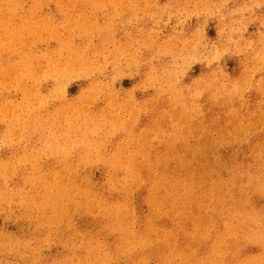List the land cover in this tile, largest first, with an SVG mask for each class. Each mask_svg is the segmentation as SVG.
<instances>
[{
    "label": "rangeland",
    "instance_id": "rangeland-1",
    "mask_svg": "<svg viewBox=\"0 0 264 264\" xmlns=\"http://www.w3.org/2000/svg\"><path fill=\"white\" fill-rule=\"evenodd\" d=\"M263 77L264 0H0V264H57L56 261L69 264L65 262L68 257L84 254V243L92 254H97L95 247L99 245L101 256L104 255L101 262L112 264L115 256L109 250L110 242L101 239L94 242L89 235L83 240L65 237L76 234L81 226L82 192H89L91 201L97 205L101 204L104 179L117 182L115 186L120 189L127 188L129 205L136 209L134 232H137L142 226L139 204L145 184L157 170L148 163L154 162L155 157H167L171 162L176 155L186 158L187 153V158L193 159L200 126L210 133L206 143L215 139L217 122L205 121L213 108L204 96L214 95L216 101L233 98L232 110L260 120L264 116ZM262 122L258 123L259 134L249 136L243 143L245 157L251 155L252 145L258 142L264 151ZM207 149L204 148L205 152ZM145 151L148 157H143ZM162 151L168 155L159 156ZM114 173L119 177L116 174L114 177ZM223 173L225 184L231 185L227 171ZM73 178H77V190L71 191L72 196L58 193ZM247 180L242 185L245 191ZM167 183L173 184L171 180ZM230 185L224 190L231 197L236 191ZM56 193L61 199L59 204L67 203L64 206L72 214L69 226L61 230L56 224L45 226L50 239L41 241L40 232H31V220L43 212L50 215L48 199ZM161 194L154 191L150 195L154 205L147 212L149 218L153 216L149 230L164 217L163 221L169 223L181 222V228L186 224L180 237L168 238L171 248L176 238L186 247L172 256L171 263L184 264L179 263L180 256L187 262L192 248L203 244L215 249L218 264L227 261L230 251L240 264L248 251L254 255L264 251V245L251 240V232L250 238L245 234L238 239L237 227L230 233L234 243L229 247L204 238L190 241V219L172 218L180 207L169 203L170 196L164 198ZM182 198H185L183 194ZM234 219L232 223L238 224V219ZM254 225L251 223L249 228L253 230ZM206 229L211 230L212 226ZM150 232V244L129 238L119 253L121 264L127 255L125 247H133V252L144 249L145 245L161 246L162 233ZM68 239L70 251L62 243ZM73 241L75 248L71 247ZM263 263L260 260L259 264Z\"/></svg>",
    "mask_w": 264,
    "mask_h": 264
},
{
    "label": "bare ground",
    "instance_id": "bare-ground-1",
    "mask_svg": "<svg viewBox=\"0 0 264 264\" xmlns=\"http://www.w3.org/2000/svg\"><path fill=\"white\" fill-rule=\"evenodd\" d=\"M209 59H211V58H209ZM39 74H41V73H39ZM242 75H244V74H242ZM247 76H246V78H247ZM248 77H250V76H248ZM259 77L257 79H259ZM260 79L262 81V78H260ZM248 81H249V79H248ZM257 81H259V80H257ZM254 83H256V82H254ZM261 84H262V82H261ZM224 85H225V83H224ZM248 85H249V83H248ZM249 86H251V85H249ZM259 86L261 87L260 84L257 87L260 88ZM251 88H252V86H251ZM242 89H243V87H242ZM258 91H259V89H258ZM227 93H229V92H227ZM203 94H204V92H203ZM194 95H196L195 92H194L193 96ZM205 97H206V103L209 102V104H210L209 106H211L213 108L211 111V114L208 116L207 120H205V121L209 120V121H213L214 123L217 122V127H216L217 129L214 130L215 132L217 131L215 139L211 143H206V140L209 138L208 136L210 133L207 134L206 133L207 131L204 129V127L200 126L197 129V132L199 133V135H198L199 140L197 139L198 142L196 144V147H194L192 150V155L194 157L193 159H188L189 153H187L188 158L187 157L181 158L180 157L181 154H180L179 156L178 155H176L175 157L173 156L174 157L173 160L171 162H168V160L166 159L167 157L166 158L165 157H155L154 158L155 161L153 160L154 162L148 163V164L154 165L155 167L152 166V167H154L153 169L156 168L157 170L155 171V174L152 177L150 176L148 178L149 182L145 181L147 183L146 184L144 183L145 184V190L143 192V196L141 197V201L139 204L141 209H142V211L140 213V221H141L140 224L142 226H139L137 232H134V228L136 225V219H137L136 209L134 207L131 208L129 205L130 201H128V200L130 198L128 199V196H129L128 189L127 188L120 189V188H118V186H115L116 185L115 183H117V182L114 183L112 179L111 180L104 179L103 181L101 180L102 181L101 188L103 189V192L101 191V196H102L101 204L96 205V202L93 203L94 201H91V198H90L91 194L89 192L87 194L82 192V195L84 197L83 203H82L83 204L82 212L84 209V213L82 214L83 216L81 218V221L79 220L81 226L78 227L76 234H74L72 236H69L67 234L68 236H65L66 238L70 239V238H75V237H80V238L82 237V240H83V239H87L86 237H87V235H89L88 237H91L89 239H92L94 242H98L99 239H101L103 241H108V242H110V248H109V246H108V248L112 252V254L115 256L112 264H121L119 262V259H120L119 253L122 251L125 243L127 244V242H129L131 240V239L129 240V238H132L134 240L139 239V240H142L140 242H142V243L146 242L147 243L150 241L149 240L150 234L148 236V232L151 231L153 233V230H156V231H160L163 235V238H164L163 242H161V246L146 247V245H145L146 248L143 247L144 249H140V250L134 249L133 252H132L133 247H130V246L125 247V248H127V251H126L127 255L125 254L126 256L124 258L122 257L123 259H125L124 264H173V263H171V260H170L172 258V256L175 254H179V251L183 250V248H186V247L184 246V243L181 241L180 238L178 241L176 240L177 239L176 238L175 239V246L173 248H171L170 247L171 243L169 242L168 238L169 237L171 238L174 236L180 237L179 234L181 233V231H183L182 229L186 226V224L184 222L185 225L183 228H181V226H180L181 222L179 223V225L173 224L174 222L169 223L167 221H163L165 219V217H164L162 222H160L155 227H153V229L149 230V227L152 228L151 226H153L150 224V221H151L150 219H152L153 216L151 218H149L150 215L147 214V212H148V209L151 208V205H154V203L153 204L151 203L152 202L151 198H153V197L150 198V195L153 194L154 191L155 192L159 191L162 193L161 195L164 196V198L166 195L170 196L171 201L169 203H171V204L174 203V205L178 204V207L181 208V211H179L180 208H179V210H175L176 214H173L174 216L171 215L172 218H175L177 216V217L183 218V220H184V218H187V220L190 219L191 229L190 230L188 229L190 232V241H194V240H196V238H198V239L200 238V240H201V238H204L205 240H209L211 243L218 242V243L223 244V245L227 244L229 247V246H232L234 243L233 238H230V235H231L230 233H231V231H233L234 228L237 227L236 229H238L237 232L239 234V237H240V235L245 236V234H247L246 236H248V234H250L249 232H251V234H250L251 240L256 241L255 244H261L262 246L264 245V155H263L264 151L262 152L263 149H262V144H260V142L252 145L253 150L251 151V155L249 157H245V152H243V150L241 149L244 141L247 140L249 136L257 135L258 129L261 126V125L259 126L258 123H260V120H261V122L262 121L264 122V116H262L260 118L257 115V118H260V120L259 119L258 120L249 119V116L246 117V116L242 115L241 113L239 114L235 110H232V108L230 107V103H231V101H233V98H232V100H225L224 99L225 97H224L223 98L224 101H216L217 98H214V95H212V97H210L208 95L204 96V99H205ZM230 97H231V95H230ZM240 98H242V97L240 96ZM194 99L196 100V98H194ZM197 99H199V97ZM202 102H203V100H202ZM242 104H245V103H242ZM252 104H253V102H252ZM259 104H261V103H259ZM204 106L205 105H203V107ZM65 110H66V108H65ZM9 113H10V111H9ZM202 113H204V111ZM188 114H186V116ZM160 115H162V114H160ZM251 116H250V118H251ZM196 117H197V115H196ZM157 119H159V117ZM203 120H204V118H203ZM257 121H259V122H257ZM86 124H87V121H86ZM223 124H224V126H223ZM181 126H183V125H181ZM262 126H263V124H262ZM181 128L182 127L178 126V129H181ZM182 130H183V128H182ZM140 133H141V131H140ZM76 134H77V132H76ZM258 134H259V132H258ZM65 137H64V139H65ZM152 137H154V136L152 135ZM175 137L178 138V136L176 134H175ZM87 139H89V138H87ZM208 142H209V140H208ZM176 143H177V141H176ZM149 144H151V143H149ZM206 144H209L210 146L206 145ZM153 145H155V144H153ZM173 145H172V147H173ZM145 146H147V144ZM142 147H143V145H142ZM163 147L166 148L165 146H163ZM181 147H183V146H181ZM207 147L209 149V150L207 149L208 150L207 152L209 153V155L204 150V148L206 149ZM173 151H175V150H173ZM46 153H49V152H46ZM53 153H55V152H53ZM142 153H143V151H142ZM145 153H147V152L145 151ZM81 154H85V153L82 152ZM157 155H158V151H157ZM162 155L167 156L168 155L167 151H164V152L162 151V153H160L159 156H162ZM144 156L148 157V153L145 155L143 154V157ZM42 157H43V155H42ZM150 157H152V156H150ZM82 158L84 159V156ZM37 160H39V159H37ZM131 163H132V161H131ZM133 163H135V162L133 161ZM120 164H122V161L120 162ZM110 165L112 166V164H110ZM125 165H127V164H125ZM130 165H132V164H130ZM144 166H145V164L143 165V167ZM127 167H129V165ZM138 167H139V165H138ZM150 167H151V165H150ZM113 168H115V166ZM116 168H117V166H116ZM121 168H123V167H121ZM145 168H146V166H145ZM129 169H130V167H129ZM129 169H128V171H129ZM153 169H151V170H153ZM124 170H125V167H124ZM139 171H140V169H139ZM139 171H137L136 173H140ZM224 171H227V174L229 175V181L231 182V185L229 184L230 187L233 186V188H235V191H236L234 194H232L231 197L228 193H226L227 191L225 192L226 189L224 190V187L229 186V185H226L227 182L225 184V181L223 178V174H225V173H223ZM151 172L153 173V171H151ZM132 173H133V171H132ZM115 174L116 173H114V177H115ZM83 175H85V174H83ZM110 175H109V177H110ZM116 175L119 177L118 174H116ZM134 176L135 175H133V178H134ZM137 176L139 177V175H136V177ZM114 177H113V179H114ZM118 177H116V178H118ZM125 177H127L126 174H125ZM39 178H40V176H39ZM116 178H115V180H117ZM141 178H140V180H141ZM246 179H248L247 180L248 182H246L248 185V188L246 186L247 190L245 191L243 189L242 185ZM76 180H77V178H73L72 180L69 181L68 186H66L65 188H63L59 192L58 191L57 192L58 193H65V194L69 195L71 193V191L77 190V184H75ZM126 180H127V178H125L124 181H126ZM128 180H129V176H128ZM169 180H171L173 182V184L167 183V181L169 182ZM51 181H53V180H51ZM141 182H142V180H141ZM61 185H63V184H61ZM123 185H126V184H123ZM134 186H136V184ZM116 187L118 189H116ZM239 189H240V191H239ZM94 191H96V190L94 189ZM141 191H142V189H141ZM76 192H78V191H76ZM58 193L51 195L48 199V207L47 208L50 209V212H49L50 215L47 216L46 215L47 213L43 212L42 215L41 216L39 215L40 217H38L36 220H34V218H33L34 221L31 220V224H30V229L32 230L31 232L33 234H35L36 232H40L39 234H40V240L41 241H48V239H50L49 238V232L47 230H44L45 226H48L49 224H56V225H58L60 230L63 227L67 229V227L69 226L70 216H72V214L70 215V213H69L70 212L69 207L67 205L64 206L67 203L62 204V205H60L61 203L59 204V201L61 199L57 195ZM182 194H183V196H185L184 199L182 198ZM59 195H61V194H59ZM93 195H95V194H93ZM92 198H93V196H92ZM221 198L223 200H221ZM94 199L95 198H93V200ZM224 200H225V202H224ZM238 200H239V202H238ZM67 201H69V199ZM165 203H166V200H165ZM160 204L161 203H159V205ZM159 205H158V207H159ZM167 206L169 207V205H167ZM176 208H177V206H176ZM165 209H167V208L165 207ZM173 209L174 208H172V210ZM150 211H151V209H150ZM37 212H38V210H37ZM154 212H155V210H154ZM162 215H164V214H162ZM34 217H35V215H34ZM79 217H81L80 214H79ZM234 218L238 219V224L240 223L239 225L236 223V221H234V223H236L237 225L236 226L233 225L234 223H232V220ZM124 219H126L128 222H125L126 220H124ZM166 219H168V217ZM169 219H170V217H169ZM176 222L178 223V221H176ZM137 223H139V222H137ZM247 223H250V224H248V227L246 226ZM251 223H255L253 230L251 228H249V225H251ZM210 225L212 226V229L211 230L206 229V227H208ZM53 227H52V229H53ZM187 227H189V226L187 225ZM45 228H47V227H45ZM62 232H63V230H62ZM234 232H235V229H234ZM187 233H188V231H187ZM62 234L64 235V232ZM161 237L162 236H160V238ZM250 237L248 236L246 238H250ZM69 239L64 240L62 242L63 247L65 245L68 248ZM238 239H241V237ZM238 239H237V241H238ZM76 240L77 239H75L74 241L76 242ZM173 240H174V238H173ZM74 241L72 243L73 246H71V247L76 246L74 244ZM170 241H171V239H170ZM183 241H184V238H183ZM140 242H139V244H140ZM69 243H71V242H69ZM150 243L151 242H149V244ZM106 244L107 243H105V245ZM101 245H102V243H101ZM216 245H217V243H216ZM245 245H246V243H245ZM81 246H82V243H81ZM88 246L89 245L87 244V247H86L85 243H84V249L82 248L84 254L81 257L79 256L76 258L73 254L72 256L68 257L67 261H65V262H68L69 264H104V261L101 262L102 256H104V255L101 256L102 248H100L99 245L97 246V244H96L97 247H95V248H96L97 254H92L93 252H92V250H90V248H88ZM90 246H93V245L91 244ZM192 247H193V245H192ZM214 247H216V246H214ZM125 248H124V250H125ZM190 248H191V246H190ZM220 248H221V246H220ZM257 248H258V246H257ZM192 249H194V250L192 252V255L190 257L188 256L187 262L184 258H182V256H180L181 254L179 255L181 257V261L180 262L178 260L177 261L179 263H184V264H185V262H186V264H218L219 263L218 262L219 258L217 257V255H216L217 253L213 247L203 244L200 247H193ZM224 249H226V248H224ZM247 249L249 250V248H247ZM67 250L70 251L71 249L68 248ZM130 250H131V252H130ZM184 250H186V249H184ZM262 251H260L259 253H256L255 255L250 254L251 251H248L245 254V256L243 257V258H245V259H243V261L241 258L242 264H259L260 260H264V253H263L264 251L263 252ZM240 252H242V251H240ZM69 253H72V252H69ZM87 253L88 254L91 253L92 257H91V255H88ZM231 253H232L231 251H230V253L229 252L227 253L228 257L225 256V257H227V259H226L227 261L223 264H240V260L238 261L237 259H235V257H233V255ZM233 254H235V253H233ZM185 255H186V252H185ZM107 256H109V255H107ZM223 257H224V255H223ZM60 259H61V257H60ZM104 259L106 260V258H104ZM219 261H221V260H219ZM178 262H175V263H178ZM55 263L58 264L57 261ZM108 263L109 262H107L105 264H108ZM41 264H45V263H41ZM60 264H61V262H60ZM220 264H222V263L220 262Z\"/></svg>",
    "mask_w": 264,
    "mask_h": 264
}]
</instances>
